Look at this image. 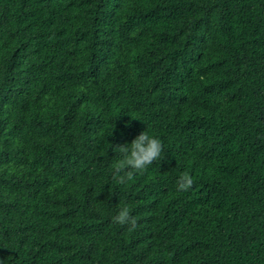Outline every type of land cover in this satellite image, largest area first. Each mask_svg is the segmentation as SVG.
Masks as SVG:
<instances>
[{
    "label": "trees",
    "instance_id": "16d2710c",
    "mask_svg": "<svg viewBox=\"0 0 264 264\" xmlns=\"http://www.w3.org/2000/svg\"><path fill=\"white\" fill-rule=\"evenodd\" d=\"M0 264H264V0H0Z\"/></svg>",
    "mask_w": 264,
    "mask_h": 264
},
{
    "label": "clouds",
    "instance_id": "9594fccd",
    "mask_svg": "<svg viewBox=\"0 0 264 264\" xmlns=\"http://www.w3.org/2000/svg\"><path fill=\"white\" fill-rule=\"evenodd\" d=\"M122 158L114 165L113 179L119 185H125L134 179L136 174H143L150 165L164 157L163 144L159 138H155L143 131L136 136L129 145L118 146ZM194 184V178L187 172L182 173L177 181V191H188ZM111 222L122 227L126 226L129 232L138 227V221L131 214L127 205L119 208Z\"/></svg>",
    "mask_w": 264,
    "mask_h": 264
}]
</instances>
